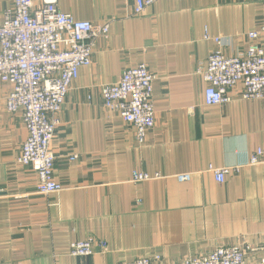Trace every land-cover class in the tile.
<instances>
[{"label": "crops", "instance_id": "obj_1", "mask_svg": "<svg viewBox=\"0 0 264 264\" xmlns=\"http://www.w3.org/2000/svg\"><path fill=\"white\" fill-rule=\"evenodd\" d=\"M12 4L0 0V24ZM135 4L58 0L76 19L110 22L59 113L52 150L60 192L39 193L37 172L17 162L28 130L21 112L7 110L12 87L0 80V264H119L143 256L182 264L232 245L250 246L251 261L264 255V163L249 164L264 146V100L243 99L238 84L230 102L207 105L200 73L215 46L207 33L226 40L229 56L247 48L251 30L261 31L264 46V0H158L139 15ZM141 62L157 77L156 123L143 145L101 95ZM210 165L240 170L218 183ZM134 171L161 176L134 182ZM182 173L191 179L180 181ZM90 238L93 254L70 253L71 243Z\"/></svg>", "mask_w": 264, "mask_h": 264}, {"label": "built area", "instance_id": "obj_2", "mask_svg": "<svg viewBox=\"0 0 264 264\" xmlns=\"http://www.w3.org/2000/svg\"><path fill=\"white\" fill-rule=\"evenodd\" d=\"M12 1L0 24V80L12 87L6 98L7 110L21 112L28 130L17 162L37 172L39 193H56L63 189L55 177L52 150L59 113L81 67L92 63L98 39L108 36L110 22L76 19L60 9L58 0H43L40 6H35L33 0ZM157 1L136 0L133 14H142ZM260 33L259 30L249 31L247 48L231 56L224 52V38L205 35L215 43L206 67L200 69L206 83L207 105L230 102V91L238 84L243 86V99L264 100V46L259 41ZM156 78L147 64L141 62L125 69L118 82L101 87L104 106L135 127L140 145L146 142L156 123L153 100ZM75 158V155L71 157ZM260 163H264V146L257 147L249 159L251 165ZM208 170L215 181L223 183L232 171L239 172L240 166L210 165ZM160 176L134 171L133 181ZM177 178L186 181L191 179V174L182 173ZM100 246L106 247V244L101 242ZM249 250L250 246H220L206 254L185 258L182 264H264V255L258 261L249 260ZM93 252L91 238L70 245L73 256H89ZM155 258L160 259V256ZM152 260L143 256L119 264H152Z\"/></svg>", "mask_w": 264, "mask_h": 264}]
</instances>
